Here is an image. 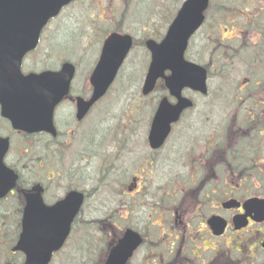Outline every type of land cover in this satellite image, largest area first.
Masks as SVG:
<instances>
[{
    "label": "rangeland",
    "instance_id": "1",
    "mask_svg": "<svg viewBox=\"0 0 264 264\" xmlns=\"http://www.w3.org/2000/svg\"><path fill=\"white\" fill-rule=\"evenodd\" d=\"M182 1L183 0H85V2H83L81 0L65 11L59 19L55 20L51 26L52 28L49 32L47 31V34L43 38L41 51L46 46H49L50 49L53 48V42L56 43V48L60 50V42L64 41L66 37H68L70 42L73 44L70 49L71 57L73 58L77 54L76 59L68 60L78 68V84L87 83L90 78L89 74L93 69L97 58L96 56L94 60V58L89 56L92 55L91 52L96 50L98 42L97 38L100 32H102L101 28H97L95 35L89 36L85 34L84 31L79 29L78 26H80V28L86 27V25H89L92 22L88 20L89 13H96V15L93 16V20L104 19L106 21L113 19V17L119 13L122 14L124 16L123 20L125 23L123 27L119 28L137 38L139 45H141L146 37H150V33L146 32L149 24L155 22L152 24L154 28V35H158L160 30L163 32L165 25L169 22L165 23L168 20L169 15L172 17L173 13L178 9ZM115 2H117V4ZM254 2V5L262 3V9L264 10V0H254ZM220 3L222 4V11L217 13L218 15L216 20L217 22H224L221 24L222 29H225V26H228L227 22H225L226 20H232V15L227 13L229 9L239 8V6H241L239 3L247 5L248 7L251 5L250 0H224ZM217 4L218 3H215L213 11L210 13L211 19H213L219 8ZM97 6L106 9L103 17L99 16L100 19H96L99 11L97 9L96 12ZM153 8H156V11H154ZM241 24L243 26L241 31H251L252 28L250 29V27L244 23ZM102 25L105 29L106 24L103 23ZM262 27H264V19H262ZM206 29L207 26L202 33L196 36L195 46L193 47L195 51L193 54L197 53V55H194L193 59L197 63L200 62L201 64H206L210 62V64H212L214 61L213 57H216L219 58V60H216V63L220 64V62L223 61V50H219V53L217 52L216 55L213 54L214 48L207 42ZM87 31L89 32V29ZM50 36L52 41L50 40ZM242 37L247 40L245 34H243ZM244 39L241 43H238V47L244 43ZM261 43L264 45V38L261 40ZM220 45L221 42L217 41L215 43L216 49L219 48ZM136 47L137 51L133 54L131 60L129 61V65L123 71L121 78L118 79L108 97L96 107V110L93 111L91 118L93 117L95 120L92 122V119L90 118L91 123L87 128L88 132H85L82 129L77 131L75 128L77 126L75 124L68 126V128L72 127L73 129L71 130L72 134L70 135V138L67 140V145L71 146V152L83 153L81 156L86 157L88 160V165L85 168H88L90 174H93L95 169L98 170L100 165H102L101 162L105 152L104 150L113 143L111 140L106 139L111 132L110 128L112 125L115 135L114 138L118 136L120 131L121 133L125 132V134H127L125 139H127L128 134L132 135L134 142L130 145L127 139L125 144L126 150L133 151V149L137 150L141 148L142 152H146L144 150V140L150 130V127H148L150 119L154 117V104L156 100L152 99L149 101L148 98H143V95H141L143 77L145 74L144 71L147 68L148 56L145 52L138 51V44ZM230 49H224V52L226 56H231L233 61L227 60L223 62V67H220V71L214 75L213 79L211 76L209 87L210 96L197 99L195 109L190 111L186 116V123L184 120L182 121L184 125L181 129H184L187 126L196 128L200 134H204L208 140L207 147L209 151H212L221 141L215 138L212 139L217 128L222 129L226 127L225 130L227 131L232 128V125H237V123L240 122L243 123L247 118V115L250 114V107L255 108L256 105L252 107L254 102L259 101L261 103L264 100V91L252 92L255 87H245V78L250 80L259 79L258 83L261 86L263 85L262 87L264 89V64L261 63L264 62V56L256 52V49L253 47H250V49L245 52L242 49L235 56L230 53ZM237 52L238 51L234 53ZM38 53L32 57V59L30 58L27 60L25 65L32 67L38 62L42 63L45 59H43L42 55H38ZM58 53L65 55L66 52L59 51ZM256 55L259 62L255 66H252V64H249V62H251L249 58L252 56L255 57ZM192 56L193 55H191V59ZM65 59L67 58H60L57 59V61ZM46 60H48V57ZM82 61L85 66L88 63L94 62L87 70L81 63ZM47 67L48 66H43L42 68L34 69L41 71L43 68ZM129 67L131 70L128 72ZM254 67H256V69ZM236 89L238 90L235 91ZM75 90H77V88ZM247 93L250 95H247ZM155 95L162 96L163 94L159 90L158 92H155ZM66 111L67 107L65 112ZM59 112L60 113L57 118L58 126L63 130L65 128V124L62 117L65 112H62L61 109ZM234 117L235 120L231 123ZM67 120H71V118H68ZM106 120H110V122L105 124L104 122ZM116 124H118L117 127H115ZM98 127H101L100 132L96 130ZM90 133L95 141V154L87 152L83 149L85 139L88 135H90ZM219 133H221V131ZM14 144L16 145L14 151L17 153L20 149L18 146L20 145V142L15 141ZM191 153L192 155L197 156L202 155V151L199 147H197V145H192ZM162 154L164 157H168L165 151ZM36 156L41 158V164L43 165L44 156L42 154H37ZM147 161L149 160H145V163ZM104 162L105 173H107L108 176H113L115 173H122V170L128 165L127 162L123 161L112 163L110 159H106ZM201 172L202 170L200 171V174ZM23 177L25 182L31 179V177L24 172ZM109 189L110 185L108 182L103 183V185L98 188L96 194L90 201V209L86 212V214L91 213L94 208H97L95 214L90 217H84L83 219L85 221L83 222L78 221L74 228L75 231L73 236L69 240L70 242L65 247L64 251H62V254L55 258L53 264H101L103 262L105 258L103 251H106L113 238L120 233L115 229H111L106 223H98L97 220H99L101 216L105 215H111L116 220L119 219L118 217H124V214L127 211V209L122 206V203L120 204L118 202L116 197L114 198L112 195H109ZM49 195L55 197L59 195V193L56 192L53 194V192L49 191L48 196ZM12 205L13 202L8 200L0 206V264H5L8 255H10V258L13 256L10 254L11 247L7 248L6 252L5 247L2 246L3 242L7 243V241H12L13 238L17 236L14 233V228H9L10 223L6 224V220H13V218L17 216L14 211L10 210ZM118 224L119 223L117 221L113 223L114 226H119ZM74 258H77V260H74Z\"/></svg>",
    "mask_w": 264,
    "mask_h": 264
},
{
    "label": "flooded vegetation",
    "instance_id": "2",
    "mask_svg": "<svg viewBox=\"0 0 264 264\" xmlns=\"http://www.w3.org/2000/svg\"><path fill=\"white\" fill-rule=\"evenodd\" d=\"M259 25L258 23V26H255L254 29L259 30ZM247 33L248 31L245 35ZM254 35L256 39L261 40L264 37V31H256ZM256 39L247 40L243 46L255 48L256 44L259 43ZM259 54L264 56L263 52ZM258 62L259 60L255 58L249 64L255 66ZM261 63L264 64V62ZM245 79V87L251 88L252 81L248 78ZM255 83L256 85L259 84L258 81H255ZM247 129L251 131L255 138L256 134H259V139L250 140L249 149L245 151L232 149V151L223 152L224 146L219 143L220 161L235 160L246 156L264 157V104L260 110V117L252 119ZM6 131L8 132L7 124L0 121V134L2 135ZM239 132L244 134L242 128L237 131V133ZM13 133L20 136L19 133ZM234 144L237 145L238 143L234 141L229 146L233 148ZM7 162L9 163V157ZM85 195L87 196V192H85ZM243 199L245 197L241 196L240 200ZM234 215L236 213L226 212L220 216L228 223ZM211 217L215 216L204 214L195 216L193 220H191V216H185L179 220L172 219L168 221L162 230L161 240L148 244V256L146 257L148 262L146 264H264V250L262 249L264 248L263 224L257 226L251 223L249 229L237 233L232 230L228 223L227 231L218 237L213 234L208 224H206V221ZM158 254H160L159 257H157ZM136 255L133 257L131 264H145L143 262L138 263Z\"/></svg>",
    "mask_w": 264,
    "mask_h": 264
},
{
    "label": "water",
    "instance_id": "3",
    "mask_svg": "<svg viewBox=\"0 0 264 264\" xmlns=\"http://www.w3.org/2000/svg\"><path fill=\"white\" fill-rule=\"evenodd\" d=\"M72 0H0V55L3 54H12L13 58L10 60L12 64H5L0 60V78L4 77L8 74L10 76H16L12 78L10 83L3 82L0 83V89L2 88V92H13L19 93L18 85L20 83L21 74L20 70V62L22 55L31 49V46H34L39 37L38 31L41 27L36 28V36L31 41V45L27 47V37L29 35L27 29L30 28L29 25L40 23L41 20L47 14V10L51 9L55 3H59L61 5L68 4ZM207 0H198L190 2L188 6L180 13V17L177 19V23L183 24L182 17L189 10V7L194 6L195 9L193 11V15L196 17L206 8ZM56 13V11H55ZM47 19V18H45ZM31 29V28H30ZM115 40V39H114ZM113 40V41H114ZM171 57H174L172 54H168ZM161 62H165L164 60H160ZM15 63V65H14ZM171 63V62H170ZM169 63V64H170ZM173 64V63H172ZM161 65L158 61L156 63V67H153L151 70V74L147 79V86L145 87L146 92H149L154 88V82L157 77H159V70ZM16 68V72L13 69ZM180 80L185 81V77L182 75ZM26 100L30 101L29 98L25 97ZM17 96H11L6 99H1V101H6L12 103L13 101H17ZM44 239H41L38 243H44ZM135 241L132 240V243ZM118 254L115 251L112 252L109 260H107V264H117L116 259ZM126 257L120 256V264H124Z\"/></svg>",
    "mask_w": 264,
    "mask_h": 264
}]
</instances>
